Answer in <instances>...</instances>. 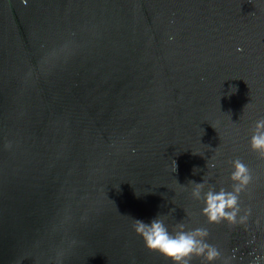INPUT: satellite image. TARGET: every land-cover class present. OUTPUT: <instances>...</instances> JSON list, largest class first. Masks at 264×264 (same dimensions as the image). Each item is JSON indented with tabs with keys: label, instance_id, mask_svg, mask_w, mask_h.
<instances>
[{
	"label": "water",
	"instance_id": "obj_1",
	"mask_svg": "<svg viewBox=\"0 0 264 264\" xmlns=\"http://www.w3.org/2000/svg\"><path fill=\"white\" fill-rule=\"evenodd\" d=\"M262 117L264 0H0V264H171L132 227L159 215L264 264ZM236 159L248 219L209 223L189 181Z\"/></svg>",
	"mask_w": 264,
	"mask_h": 264
},
{
	"label": "clouds",
	"instance_id": "obj_2",
	"mask_svg": "<svg viewBox=\"0 0 264 264\" xmlns=\"http://www.w3.org/2000/svg\"><path fill=\"white\" fill-rule=\"evenodd\" d=\"M251 132L250 147L261 159H264V117L255 122ZM232 165L231 190L224 187L217 190L213 185H206L204 178L202 183L189 181V184L193 185L191 195L194 199L203 202L201 211L209 223L218 224L227 221L230 224H242L247 221L250 214L249 211L241 215L240 194L252 181L251 171L239 159L232 161ZM207 167L214 168L215 164L207 162ZM132 220L133 230L142 238L145 247L164 256L171 261V264H191L194 258H203L206 264H213L221 257L219 249L207 242L209 232L206 228L190 229L183 222H178L170 230L162 215L149 222Z\"/></svg>",
	"mask_w": 264,
	"mask_h": 264
}]
</instances>
